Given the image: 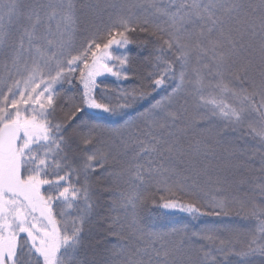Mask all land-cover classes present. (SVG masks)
Masks as SVG:
<instances>
[{
    "label": "snow or ice",
    "instance_id": "obj_1",
    "mask_svg": "<svg viewBox=\"0 0 264 264\" xmlns=\"http://www.w3.org/2000/svg\"><path fill=\"white\" fill-rule=\"evenodd\" d=\"M0 264H264V0H0Z\"/></svg>",
    "mask_w": 264,
    "mask_h": 264
},
{
    "label": "trees",
    "instance_id": "obj_2",
    "mask_svg": "<svg viewBox=\"0 0 264 264\" xmlns=\"http://www.w3.org/2000/svg\"><path fill=\"white\" fill-rule=\"evenodd\" d=\"M131 55L135 56L137 54L136 50L133 49L132 53H130ZM146 54V53H145ZM100 79H103L105 81V84L102 85V87L107 86L110 89H116L117 88V83L114 81V78L107 76V77H101ZM179 219V217H178ZM238 223H243L240 221H236Z\"/></svg>",
    "mask_w": 264,
    "mask_h": 264
},
{
    "label": "rangeland",
    "instance_id": "obj_3",
    "mask_svg": "<svg viewBox=\"0 0 264 264\" xmlns=\"http://www.w3.org/2000/svg\"><path fill=\"white\" fill-rule=\"evenodd\" d=\"M72 93H70V95H71Z\"/></svg>",
    "mask_w": 264,
    "mask_h": 264
}]
</instances>
